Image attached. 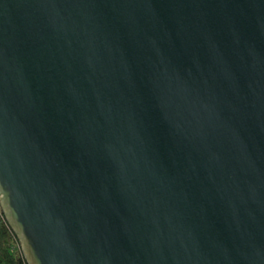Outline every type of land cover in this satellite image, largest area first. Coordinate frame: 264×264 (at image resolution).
I'll return each instance as SVG.
<instances>
[{
    "label": "water",
    "instance_id": "1",
    "mask_svg": "<svg viewBox=\"0 0 264 264\" xmlns=\"http://www.w3.org/2000/svg\"><path fill=\"white\" fill-rule=\"evenodd\" d=\"M0 207L28 264H264V0H0Z\"/></svg>",
    "mask_w": 264,
    "mask_h": 264
},
{
    "label": "trees",
    "instance_id": "2",
    "mask_svg": "<svg viewBox=\"0 0 264 264\" xmlns=\"http://www.w3.org/2000/svg\"><path fill=\"white\" fill-rule=\"evenodd\" d=\"M0 264H28L0 207Z\"/></svg>",
    "mask_w": 264,
    "mask_h": 264
}]
</instances>
